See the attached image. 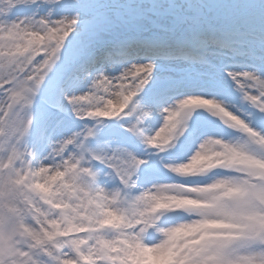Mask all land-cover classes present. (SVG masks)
Listing matches in <instances>:
<instances>
[{
    "label": "snow or ice",
    "instance_id": "1",
    "mask_svg": "<svg viewBox=\"0 0 264 264\" xmlns=\"http://www.w3.org/2000/svg\"><path fill=\"white\" fill-rule=\"evenodd\" d=\"M70 157L109 186L215 194L167 264H264V0L0 3V264H104L45 218Z\"/></svg>",
    "mask_w": 264,
    "mask_h": 264
},
{
    "label": "clouds",
    "instance_id": "2",
    "mask_svg": "<svg viewBox=\"0 0 264 264\" xmlns=\"http://www.w3.org/2000/svg\"><path fill=\"white\" fill-rule=\"evenodd\" d=\"M211 139L206 137L202 141L205 147ZM214 155L215 151L195 164L185 165L180 174L194 173L211 165ZM69 160L72 171L64 181L67 189H57L61 203L55 208L59 210L45 209V218L52 217L58 225H63L65 233H83L62 242L70 251L83 241L104 264H111L107 259L109 249L115 253L112 259L119 257L124 264H167L170 249L191 231L190 226L218 219L215 211L206 207L214 193L181 192L182 186L177 182L158 181L138 189L134 184L109 186L94 178L86 167H78V158ZM69 160L57 162L54 171L58 173L59 167ZM215 182L214 179L209 184ZM177 208L182 210L177 213Z\"/></svg>",
    "mask_w": 264,
    "mask_h": 264
},
{
    "label": "rangeland",
    "instance_id": "3",
    "mask_svg": "<svg viewBox=\"0 0 264 264\" xmlns=\"http://www.w3.org/2000/svg\"><path fill=\"white\" fill-rule=\"evenodd\" d=\"M42 53L38 54L39 58L41 56ZM36 73H33V75H35ZM105 99H108V97H106ZM42 182V181H41Z\"/></svg>",
    "mask_w": 264,
    "mask_h": 264
},
{
    "label": "bare ground",
    "instance_id": "4",
    "mask_svg": "<svg viewBox=\"0 0 264 264\" xmlns=\"http://www.w3.org/2000/svg\"><path fill=\"white\" fill-rule=\"evenodd\" d=\"M108 98H111V97H108Z\"/></svg>",
    "mask_w": 264,
    "mask_h": 264
}]
</instances>
